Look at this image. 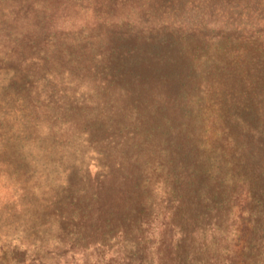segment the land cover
<instances>
[{
  "label": "trees",
  "instance_id": "1",
  "mask_svg": "<svg viewBox=\"0 0 264 264\" xmlns=\"http://www.w3.org/2000/svg\"><path fill=\"white\" fill-rule=\"evenodd\" d=\"M5 1L0 62L14 75L22 71L12 85L18 97L31 106H69L74 96H67L69 83L62 90L63 72L93 83L81 99L92 92L91 106H99L93 127L107 136V166L85 192L88 214L122 238L139 231L135 245L144 257L154 249L159 264H187L193 244L191 258L202 254L207 231L217 230L221 209L211 195L225 165L248 173L236 177L243 192L235 200L264 195V0ZM49 122L53 133L72 126ZM208 156L215 169L203 161ZM244 215L241 209L237 239L224 251L227 264H252L259 220Z\"/></svg>",
  "mask_w": 264,
  "mask_h": 264
},
{
  "label": "rangeland",
  "instance_id": "2",
  "mask_svg": "<svg viewBox=\"0 0 264 264\" xmlns=\"http://www.w3.org/2000/svg\"><path fill=\"white\" fill-rule=\"evenodd\" d=\"M5 5L6 1L0 0V8ZM79 18L80 22L86 20ZM78 32L74 36H80ZM89 62L86 58L83 65ZM15 73L11 66L0 62V264H139L140 258H144V264H159L154 249L145 257L137 250L139 231L127 232L122 238L116 229L97 220L96 213L88 214L91 199L85 198V192L97 186L94 176L107 166L103 152L107 136L95 133L93 127V115L99 106H91L92 92L81 99L93 83L81 73L77 77L73 72H63L59 76L62 90L67 82V96L71 92L74 96L67 101L69 106H31L27 97L15 94L14 87L20 84L15 78L23 75L21 70ZM75 98L79 102L72 103ZM55 119L64 124L72 122V126L50 132L55 124L49 121ZM213 159H203L210 164L209 169H215L217 160ZM224 169L211 195L216 202L213 206L221 209L217 230L214 234L207 231L208 245L202 254L191 258L189 251L198 250L193 244L184 259L187 264H201L219 252V264H227L228 254L224 251L231 249L237 239L235 232L241 224L238 216L243 209L244 217L253 214L259 220L249 260L264 264V195L253 203L245 202L244 194L235 200L232 194L243 192L242 184L237 182L241 179L236 177L248 178V173L234 164ZM161 187L151 192L156 204L163 196ZM202 207L208 209L207 203L203 201ZM90 215L92 220L88 222ZM161 231L156 229L155 234L164 236Z\"/></svg>",
  "mask_w": 264,
  "mask_h": 264
}]
</instances>
